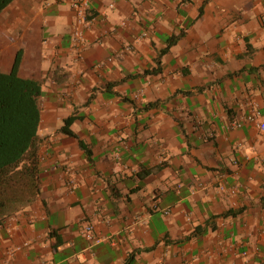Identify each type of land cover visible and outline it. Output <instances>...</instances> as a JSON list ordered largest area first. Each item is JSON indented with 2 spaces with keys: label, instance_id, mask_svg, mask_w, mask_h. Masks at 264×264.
<instances>
[{
  "label": "crops",
  "instance_id": "obj_1",
  "mask_svg": "<svg viewBox=\"0 0 264 264\" xmlns=\"http://www.w3.org/2000/svg\"><path fill=\"white\" fill-rule=\"evenodd\" d=\"M19 50L40 195L0 224V264H264V0H12L3 73Z\"/></svg>",
  "mask_w": 264,
  "mask_h": 264
},
{
  "label": "trees",
  "instance_id": "obj_2",
  "mask_svg": "<svg viewBox=\"0 0 264 264\" xmlns=\"http://www.w3.org/2000/svg\"><path fill=\"white\" fill-rule=\"evenodd\" d=\"M11 2L12 0H0V14ZM202 13L203 10L200 9V16ZM180 37L181 34L168 37L167 46L161 51L160 56L166 54ZM21 60L22 50H19L11 71L3 73L0 70V224L5 219L30 207L40 195L38 130L41 120L42 84L38 80L19 76ZM158 72L159 69L146 73ZM151 106H153L152 103L147 104L145 108ZM77 119L78 117L74 115L68 117L60 129L61 132L78 139L71 130L72 124ZM80 147L84 150L86 158L91 161V152L82 141H80ZM161 168L162 166L141 169L137 175L139 178H145ZM242 211L243 209L229 210L220 217L237 215ZM204 228L197 227L195 234L204 231ZM90 233L92 235V231ZM92 239H94L93 236ZM140 252L141 250L132 251L123 264H134Z\"/></svg>",
  "mask_w": 264,
  "mask_h": 264
},
{
  "label": "built area",
  "instance_id": "obj_3",
  "mask_svg": "<svg viewBox=\"0 0 264 264\" xmlns=\"http://www.w3.org/2000/svg\"><path fill=\"white\" fill-rule=\"evenodd\" d=\"M255 119H256V117H255V115L254 114H250V115H248L247 117H246V120L248 121V122H255ZM260 128H261V130L262 131H264V124H260ZM91 227H87L86 228V230H85V232H84V234H85V236H86V238L88 239V240H93L92 239V235H91ZM102 239H100V238H98V239H96V241H101Z\"/></svg>",
  "mask_w": 264,
  "mask_h": 264
}]
</instances>
